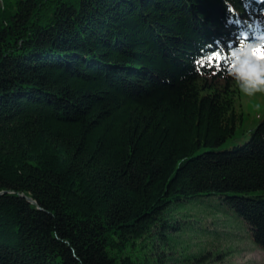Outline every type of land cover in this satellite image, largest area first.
Segmentation results:
<instances>
[{
  "label": "trees",
  "instance_id": "1",
  "mask_svg": "<svg viewBox=\"0 0 264 264\" xmlns=\"http://www.w3.org/2000/svg\"><path fill=\"white\" fill-rule=\"evenodd\" d=\"M240 31L264 0H0V264H204L172 209L213 195L264 252V118L246 139L219 55Z\"/></svg>",
  "mask_w": 264,
  "mask_h": 264
},
{
  "label": "rangeland",
  "instance_id": "2",
  "mask_svg": "<svg viewBox=\"0 0 264 264\" xmlns=\"http://www.w3.org/2000/svg\"><path fill=\"white\" fill-rule=\"evenodd\" d=\"M234 106L243 118L246 139H249L254 126L264 118V92L247 95L238 87ZM172 213L177 224L183 223L176 233L181 236L179 246L185 250L210 252L211 256L204 258V264L209 260V264H264V252L256 248L245 222L219 197L193 199L175 206ZM159 248L164 247L160 245ZM226 248L230 253L224 256ZM146 253L143 248L132 257L135 259Z\"/></svg>",
  "mask_w": 264,
  "mask_h": 264
},
{
  "label": "clouds",
  "instance_id": "3",
  "mask_svg": "<svg viewBox=\"0 0 264 264\" xmlns=\"http://www.w3.org/2000/svg\"><path fill=\"white\" fill-rule=\"evenodd\" d=\"M219 55L224 77L235 81L243 93L264 92V31L252 40L247 32L240 31L237 42Z\"/></svg>",
  "mask_w": 264,
  "mask_h": 264
},
{
  "label": "water",
  "instance_id": "4",
  "mask_svg": "<svg viewBox=\"0 0 264 264\" xmlns=\"http://www.w3.org/2000/svg\"><path fill=\"white\" fill-rule=\"evenodd\" d=\"M27 198V201L30 202V203H34L33 200H31L30 198L26 197Z\"/></svg>",
  "mask_w": 264,
  "mask_h": 264
},
{
  "label": "snow or ice",
  "instance_id": "5",
  "mask_svg": "<svg viewBox=\"0 0 264 264\" xmlns=\"http://www.w3.org/2000/svg\"><path fill=\"white\" fill-rule=\"evenodd\" d=\"M237 22H239V21H237Z\"/></svg>",
  "mask_w": 264,
  "mask_h": 264
}]
</instances>
